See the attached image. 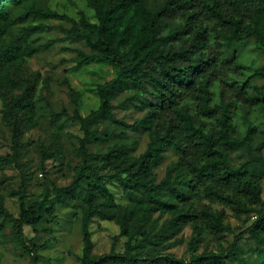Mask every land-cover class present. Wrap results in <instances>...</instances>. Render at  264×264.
I'll return each instance as SVG.
<instances>
[{"label":"trees","instance_id":"1","mask_svg":"<svg viewBox=\"0 0 264 264\" xmlns=\"http://www.w3.org/2000/svg\"><path fill=\"white\" fill-rule=\"evenodd\" d=\"M95 21L84 11L78 18L57 12L31 0H0V65L33 56L40 47L30 41L42 24H26L30 16L68 19L69 36L77 37L89 49L77 47L74 61L84 65L104 61L113 77L97 85L99 106L83 116L81 162L72 182L66 186H46L42 198L25 202V182L18 190L20 212L16 217L0 196V217L14 224L16 240L28 251L39 244L28 240L25 224H36L53 207L81 205L83 238L82 264H139L138 253L147 243H158L163 232L150 236L133 220L134 209L117 206L107 179L119 182L125 193L138 200L144 212L150 203L163 202L168 195L170 218L166 229L178 233L191 224L190 260L165 256L154 264H230L243 233L225 246L223 238L232 231L227 220L229 207L240 218L255 215L246 233L263 245L255 264H264V139L259 143L260 114L264 112V65L237 64V46L250 38L264 53V0H86ZM16 24H22L16 30ZM243 74L228 78L226 73ZM4 77H2L3 80ZM255 79H262L259 85ZM121 92L122 106L137 100L150 119L149 143L133 155L121 139L104 152L91 151L89 144L103 138L98 123L118 121L114 101ZM13 142L17 144L24 122L34 125L35 104L25 93L12 96L3 109ZM246 149L248 157L233 163L231 154ZM176 155L175 167L183 172L181 186L170 176L156 180L155 168L165 152ZM112 172L108 177L99 168ZM220 205V206H218ZM95 217L115 220L127 237L125 250L93 254L91 222ZM210 235L217 248L200 245ZM156 241V242H155ZM34 261L39 260L34 255Z\"/></svg>","mask_w":264,"mask_h":264},{"label":"rangeland","instance_id":"2","mask_svg":"<svg viewBox=\"0 0 264 264\" xmlns=\"http://www.w3.org/2000/svg\"><path fill=\"white\" fill-rule=\"evenodd\" d=\"M41 6L48 5L57 12L78 18L82 10L86 16L95 21L94 10L86 0H31ZM26 24H42L43 30H36L30 41L40 47L31 57L20 61L0 65V196L5 206L16 217L20 212L18 190L25 182L24 194L27 205L40 200L46 186L69 185L75 174V167L81 162L80 138L83 136L81 123L76 113L85 116L99 106L100 98L97 85L110 80L114 70L104 61L92 60L78 65L74 61L75 48L87 51L83 41L69 36L67 29L72 26L68 19L30 16ZM16 30L22 24H16ZM237 64L245 67L263 66L264 53L260 52L255 39L250 38L237 46ZM226 73V77L242 78L243 74ZM2 77L3 80H2ZM259 85L262 79H255ZM25 93L27 99L35 104L34 125L24 122L23 133L17 144L8 122L4 119L3 109L12 96ZM126 96L121 92L114 101L118 121L109 119L99 121L98 127L103 138L89 144L91 151L104 152L116 140H123L133 155L142 153L149 143L147 126L150 119L146 109L138 106L137 100L122 106L120 99ZM264 96V92L262 93ZM259 143L264 139V112L260 114ZM264 155V148L262 151ZM232 162L239 163L247 159L246 149L231 154ZM176 155L165 152L163 162L155 168L156 180L166 176L181 186L183 172L175 167ZM99 170L108 177L112 174L105 168ZM115 195L117 206L134 209L133 220L139 229L150 236L163 232V239L158 243H147L146 248L138 253L139 264H154L165 256L190 260L189 242L194 235L191 224H184L178 233L166 229L171 212L168 195H163V202H152L145 212L137 208L138 200L125 193L121 184L114 179H107ZM263 197H264V179ZM67 206L61 203L53 207V213H45L44 218L36 224H25L23 231L28 240L39 244L37 251L28 252L17 240L14 224L10 219L0 217V264H82L83 238L81 233V205ZM220 206V205H218ZM227 220L232 231L223 238L225 246L232 243L236 234L243 233L236 253L229 260L230 264H255L259 249L263 245L250 237L246 230L255 219V215L236 217L229 207ZM93 254L103 256L112 249L116 252L125 250L127 237L121 235L120 225L115 220L95 217L91 222ZM156 242V241H155ZM205 247L216 249L217 243L207 235L200 245L199 252ZM34 255L39 260L34 261Z\"/></svg>","mask_w":264,"mask_h":264}]
</instances>
